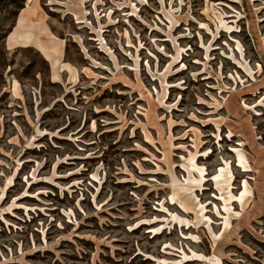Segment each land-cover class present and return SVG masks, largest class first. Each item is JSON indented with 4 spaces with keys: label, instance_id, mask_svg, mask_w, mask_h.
<instances>
[{
    "label": "rangeland",
    "instance_id": "1",
    "mask_svg": "<svg viewBox=\"0 0 264 264\" xmlns=\"http://www.w3.org/2000/svg\"><path fill=\"white\" fill-rule=\"evenodd\" d=\"M0 264H264V0L0 4Z\"/></svg>",
    "mask_w": 264,
    "mask_h": 264
},
{
    "label": "trees",
    "instance_id": "2",
    "mask_svg": "<svg viewBox=\"0 0 264 264\" xmlns=\"http://www.w3.org/2000/svg\"><path fill=\"white\" fill-rule=\"evenodd\" d=\"M0 4H6L11 7L12 14H16L24 8V0H0Z\"/></svg>",
    "mask_w": 264,
    "mask_h": 264
},
{
    "label": "bare ground",
    "instance_id": "3",
    "mask_svg": "<svg viewBox=\"0 0 264 264\" xmlns=\"http://www.w3.org/2000/svg\"><path fill=\"white\" fill-rule=\"evenodd\" d=\"M20 19H26V18H24V17H20Z\"/></svg>",
    "mask_w": 264,
    "mask_h": 264
}]
</instances>
